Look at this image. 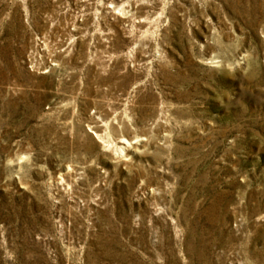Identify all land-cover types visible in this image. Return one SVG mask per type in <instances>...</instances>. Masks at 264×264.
I'll return each instance as SVG.
<instances>
[{
    "label": "rangeland",
    "instance_id": "1",
    "mask_svg": "<svg viewBox=\"0 0 264 264\" xmlns=\"http://www.w3.org/2000/svg\"><path fill=\"white\" fill-rule=\"evenodd\" d=\"M0 264H264V0H0Z\"/></svg>",
    "mask_w": 264,
    "mask_h": 264
}]
</instances>
